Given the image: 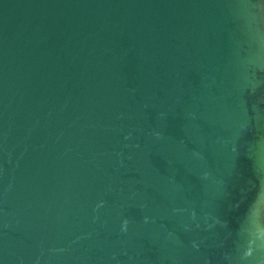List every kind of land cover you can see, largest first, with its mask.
<instances>
[{"label": "water", "instance_id": "water-1", "mask_svg": "<svg viewBox=\"0 0 264 264\" xmlns=\"http://www.w3.org/2000/svg\"><path fill=\"white\" fill-rule=\"evenodd\" d=\"M0 264H264V0H0Z\"/></svg>", "mask_w": 264, "mask_h": 264}]
</instances>
